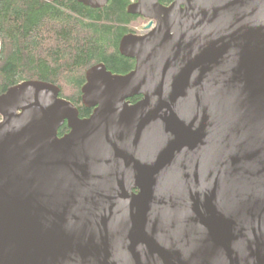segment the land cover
<instances>
[{
  "label": "water",
  "instance_id": "95a60500",
  "mask_svg": "<svg viewBox=\"0 0 264 264\" xmlns=\"http://www.w3.org/2000/svg\"><path fill=\"white\" fill-rule=\"evenodd\" d=\"M161 1L127 5L130 71H85L88 116L0 94V264H264V0Z\"/></svg>",
  "mask_w": 264,
  "mask_h": 264
},
{
  "label": "trees",
  "instance_id": "16d2710c",
  "mask_svg": "<svg viewBox=\"0 0 264 264\" xmlns=\"http://www.w3.org/2000/svg\"><path fill=\"white\" fill-rule=\"evenodd\" d=\"M133 1L108 0L95 9L76 0H0V94L24 80L45 81L60 88L59 96L71 101L80 117L88 116L91 109L82 105L80 92L85 71L103 63L124 74L134 66L118 51L120 38L139 34L137 26L147 21L127 13ZM66 130L64 124L59 135Z\"/></svg>",
  "mask_w": 264,
  "mask_h": 264
},
{
  "label": "flooded vegetation",
  "instance_id": "af4514ba",
  "mask_svg": "<svg viewBox=\"0 0 264 264\" xmlns=\"http://www.w3.org/2000/svg\"><path fill=\"white\" fill-rule=\"evenodd\" d=\"M145 19V18H144ZM147 21L145 22V24L140 28H138V31H139V34H142V33H144V32H146V25L150 22V20L149 19H146ZM131 99L132 98H130L129 99V101L131 102ZM79 110V109H78ZM0 119H1V117H0ZM66 125V124H65ZM67 127V126H66ZM68 131V128H67V130L65 131V132H63L61 135H63L64 133H66ZM58 134H59V132H58Z\"/></svg>",
  "mask_w": 264,
  "mask_h": 264
},
{
  "label": "rangeland",
  "instance_id": "374dc122",
  "mask_svg": "<svg viewBox=\"0 0 264 264\" xmlns=\"http://www.w3.org/2000/svg\"><path fill=\"white\" fill-rule=\"evenodd\" d=\"M144 24H145V23H142L140 26H137V27H140V28H141Z\"/></svg>",
  "mask_w": 264,
  "mask_h": 264
}]
</instances>
